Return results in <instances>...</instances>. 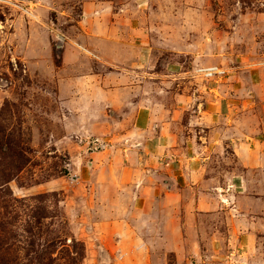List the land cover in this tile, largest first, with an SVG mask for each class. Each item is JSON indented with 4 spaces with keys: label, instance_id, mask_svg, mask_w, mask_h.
I'll list each match as a JSON object with an SVG mask.
<instances>
[{
    "label": "rangeland",
    "instance_id": "obj_1",
    "mask_svg": "<svg viewBox=\"0 0 264 264\" xmlns=\"http://www.w3.org/2000/svg\"><path fill=\"white\" fill-rule=\"evenodd\" d=\"M136 58L154 74L161 104L171 91L197 96L180 118L216 177L203 212L180 208L189 194L148 201L153 182L136 199V188H116L91 165L90 154L104 149L91 150L90 141L103 142L84 132L94 130L83 121L84 82L115 76L108 62ZM208 67L224 75H196ZM0 130L13 140L0 155V256L17 264L51 256L61 258L55 264H264V228L257 225L252 249L231 239L229 218L239 216L223 197L242 183L231 177L235 146L224 141H264V0H0ZM21 155L28 164L16 172Z\"/></svg>",
    "mask_w": 264,
    "mask_h": 264
},
{
    "label": "crops",
    "instance_id": "obj_2",
    "mask_svg": "<svg viewBox=\"0 0 264 264\" xmlns=\"http://www.w3.org/2000/svg\"><path fill=\"white\" fill-rule=\"evenodd\" d=\"M107 64L112 69L117 67L118 72L112 73L115 76H88L83 87L90 102L85 100L83 121L90 122L93 127L90 129H94L84 126V132H94L106 145L102 152L90 154L95 173L107 175L109 182H117L116 188H136V199L143 195L146 184L152 182L155 186L151 187L148 201L157 199L162 193L164 200L172 197L177 200L179 196L189 194L185 197L188 204L185 202L186 205L181 204L180 208H188L193 203L191 209L195 207L203 212L201 196L206 195L203 192L206 187L214 184L210 179L216 177L208 176L209 166L202 160L204 148L198 147L196 139L182 135L185 128L180 118L197 96L191 97L185 90L171 91L168 93L170 99L161 104L152 91L154 74L149 73L148 63L142 58ZM157 76L167 81L164 75ZM96 108L100 110L99 115ZM98 118L104 121L100 129L94 127ZM194 118L198 117L195 115ZM225 130L228 133L229 129ZM213 141L216 143L217 140L210 141L208 147L213 146ZM224 144L235 146L238 167L232 170L231 177L242 179V183L236 181L234 197L228 195L230 208L235 205L236 216H239L229 218L228 225L233 228L229 232L230 238H239L243 246L252 249L257 225L264 228V141L260 140L258 146L250 148L234 141H224ZM238 188H242L241 192L234 194ZM236 223L244 229H239ZM121 232L125 239L133 234L125 228Z\"/></svg>",
    "mask_w": 264,
    "mask_h": 264
},
{
    "label": "trees",
    "instance_id": "obj_3",
    "mask_svg": "<svg viewBox=\"0 0 264 264\" xmlns=\"http://www.w3.org/2000/svg\"><path fill=\"white\" fill-rule=\"evenodd\" d=\"M13 140L11 138H7V134L5 130H0V155H4L7 157V149H9V151H12L13 149ZM24 157L19 156L18 158V162L19 165L18 167H16V172L21 171L24 167H26V165L28 164L27 160L26 162L23 161ZM17 162L15 161V159L12 160V164H16ZM1 164V163H0ZM1 178L3 179L4 183L7 184L9 183L11 180L8 179L7 181V169H5V173H3L1 175ZM3 243V242H0ZM47 260V261H46ZM61 258L57 257V258H53V256L48 257L47 259H43L40 258V261L38 262L39 264H55L57 262H60ZM77 259L73 258L72 259V263H76ZM0 264H17L16 259L10 258L5 255H1L0 256ZM19 264V263H18Z\"/></svg>",
    "mask_w": 264,
    "mask_h": 264
},
{
    "label": "built area",
    "instance_id": "obj_4",
    "mask_svg": "<svg viewBox=\"0 0 264 264\" xmlns=\"http://www.w3.org/2000/svg\"><path fill=\"white\" fill-rule=\"evenodd\" d=\"M196 75L199 77H202L204 79H218L219 77L224 75V72L221 69H219L218 67H208V68L197 69ZM89 143H90L89 147L91 150L92 149L97 150L99 147L101 149H105V146H106L104 143H100V141H98V140L90 141ZM96 144H98L97 147H95ZM92 145H94V147H92ZM233 189H232V187H229L225 194L222 193L223 197L224 196L227 197L228 195H230V193ZM226 203H228V201H222L223 205H226Z\"/></svg>",
    "mask_w": 264,
    "mask_h": 264
}]
</instances>
